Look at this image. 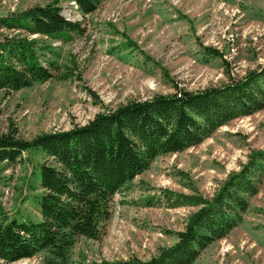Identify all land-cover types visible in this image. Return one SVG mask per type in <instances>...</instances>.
I'll return each instance as SVG.
<instances>
[{
  "label": "rangeland",
  "instance_id": "374dc122",
  "mask_svg": "<svg viewBox=\"0 0 264 264\" xmlns=\"http://www.w3.org/2000/svg\"><path fill=\"white\" fill-rule=\"evenodd\" d=\"M46 4L60 7L83 31L68 40L35 36L41 59L57 63L65 78L0 91V134L16 129L18 138L30 140L84 125L131 100L174 93V86L203 90L227 82L229 73L241 78L264 65V0H103L87 15L69 0H0V16ZM16 33L0 29V41ZM260 150L264 108L228 121L197 146L156 157L111 198L99 239H75L70 264L156 256L200 208L189 198L211 199ZM44 158L24 154L0 165V221L37 219L35 172ZM247 203L241 222L193 264H264V174ZM44 257L10 264H43Z\"/></svg>",
  "mask_w": 264,
  "mask_h": 264
},
{
  "label": "trees",
  "instance_id": "16d2710c",
  "mask_svg": "<svg viewBox=\"0 0 264 264\" xmlns=\"http://www.w3.org/2000/svg\"><path fill=\"white\" fill-rule=\"evenodd\" d=\"M69 1L87 15L103 0ZM0 29L17 32L0 41V91L7 92L65 78L57 63L41 59V41L35 36L68 40L83 31L79 22L64 18L55 4L0 16ZM227 79L196 91L174 86V93L131 100L95 114L84 125L30 140L18 138L16 129L0 134V165L15 163L24 154L45 157L35 172L38 217L0 221V264L41 252L45 253L43 264H70L75 239H99L110 215L111 198L156 157L197 146L228 121L264 108V65L241 78L229 73ZM262 174L264 150L252 151L211 199L189 198L201 206L186 228L176 233L173 245L146 261L135 258L89 264H193L209 244L224 238L241 222L247 197L258 191Z\"/></svg>",
  "mask_w": 264,
  "mask_h": 264
}]
</instances>
